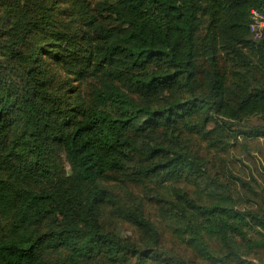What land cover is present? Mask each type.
I'll list each match as a JSON object with an SVG mask.
<instances>
[{
    "label": "trees",
    "instance_id": "16d2710c",
    "mask_svg": "<svg viewBox=\"0 0 264 264\" xmlns=\"http://www.w3.org/2000/svg\"><path fill=\"white\" fill-rule=\"evenodd\" d=\"M262 7L0 0V264H195L103 186L118 174L155 185L158 223L202 264H264V170L193 151L264 139Z\"/></svg>",
    "mask_w": 264,
    "mask_h": 264
},
{
    "label": "rangeland",
    "instance_id": "374dc122",
    "mask_svg": "<svg viewBox=\"0 0 264 264\" xmlns=\"http://www.w3.org/2000/svg\"><path fill=\"white\" fill-rule=\"evenodd\" d=\"M95 1V0H92ZM77 84V83H76ZM260 124V121L254 120L250 125ZM249 126V125H248ZM193 151L203 157H207L210 161H218V156L228 161L229 165L235 166L236 159H242L244 163L249 165L254 169V171L264 170V139H255L250 141H245L243 138H239V142L234 144L227 154H221L215 152L213 149L206 148L205 144L194 140ZM243 171H248L247 168H243ZM131 172V171H130ZM129 172V173H130ZM238 172V170H237ZM128 175H114L110 180L103 182V186L109 191L121 197L124 201H128V195L133 194L134 197H140L143 199L144 207L149 213L150 218L154 221L156 225L159 226L162 245L166 250L170 252L182 255L185 259L191 260L195 264H202L200 260L196 257L193 251H191L186 246L182 245L180 242L175 240L170 234H168L164 228L158 223V217L155 205L149 201L150 195L153 193L155 185L151 182H129ZM77 196H71L69 201L70 207L74 210H78ZM111 210L106 209V214L104 215V222L107 226L118 234L121 238H132L138 240L140 234L139 231L128 222L122 221L120 218L115 216H110L109 212Z\"/></svg>",
    "mask_w": 264,
    "mask_h": 264
},
{
    "label": "built area",
    "instance_id": "2783aa9c",
    "mask_svg": "<svg viewBox=\"0 0 264 264\" xmlns=\"http://www.w3.org/2000/svg\"><path fill=\"white\" fill-rule=\"evenodd\" d=\"M264 2V0H260ZM250 30L254 34V38H260L264 30V7L254 8L251 10Z\"/></svg>",
    "mask_w": 264,
    "mask_h": 264
}]
</instances>
